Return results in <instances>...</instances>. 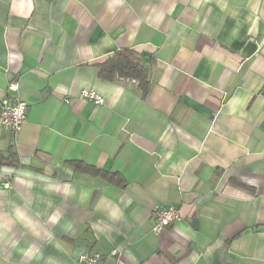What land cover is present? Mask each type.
Wrapping results in <instances>:
<instances>
[{
	"label": "crops",
	"instance_id": "crops-1",
	"mask_svg": "<svg viewBox=\"0 0 264 264\" xmlns=\"http://www.w3.org/2000/svg\"><path fill=\"white\" fill-rule=\"evenodd\" d=\"M120 49L146 93L98 75ZM12 80L0 264H264V0H0V98Z\"/></svg>",
	"mask_w": 264,
	"mask_h": 264
},
{
	"label": "built area",
	"instance_id": "built-area-1",
	"mask_svg": "<svg viewBox=\"0 0 264 264\" xmlns=\"http://www.w3.org/2000/svg\"><path fill=\"white\" fill-rule=\"evenodd\" d=\"M17 82H9L5 94L0 98V130L16 132L26 119L27 105L16 94ZM79 98L94 104H101L104 98L100 93L92 89H81ZM3 183L5 188L10 187L7 175ZM151 220L153 231L159 234L166 227H171L182 220L179 207L168 205H155L151 209ZM115 252V251H114ZM101 258L99 253H81L78 257V264H95Z\"/></svg>",
	"mask_w": 264,
	"mask_h": 264
},
{
	"label": "trees",
	"instance_id": "trees-1",
	"mask_svg": "<svg viewBox=\"0 0 264 264\" xmlns=\"http://www.w3.org/2000/svg\"><path fill=\"white\" fill-rule=\"evenodd\" d=\"M98 75L102 78L125 77L134 79L142 92L146 93L149 86V76L145 67L138 60V57L129 49H120L108 56L103 62L97 65ZM18 157L15 146L11 145L7 153L0 151V164L16 165ZM87 170L98 172V169L86 166Z\"/></svg>",
	"mask_w": 264,
	"mask_h": 264
}]
</instances>
